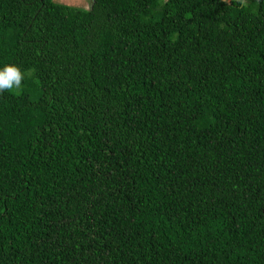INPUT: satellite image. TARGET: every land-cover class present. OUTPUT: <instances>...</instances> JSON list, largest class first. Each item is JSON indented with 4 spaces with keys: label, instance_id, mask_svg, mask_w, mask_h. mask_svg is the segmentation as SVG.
Masks as SVG:
<instances>
[{
    "label": "trees",
    "instance_id": "obj_1",
    "mask_svg": "<svg viewBox=\"0 0 264 264\" xmlns=\"http://www.w3.org/2000/svg\"><path fill=\"white\" fill-rule=\"evenodd\" d=\"M7 64L0 264H264V0H0Z\"/></svg>",
    "mask_w": 264,
    "mask_h": 264
},
{
    "label": "clouds",
    "instance_id": "obj_2",
    "mask_svg": "<svg viewBox=\"0 0 264 264\" xmlns=\"http://www.w3.org/2000/svg\"><path fill=\"white\" fill-rule=\"evenodd\" d=\"M241 5L245 0H240ZM25 78V73L14 64H7L0 68V93L4 91H19L22 88V82Z\"/></svg>",
    "mask_w": 264,
    "mask_h": 264
},
{
    "label": "rangeland",
    "instance_id": "obj_3",
    "mask_svg": "<svg viewBox=\"0 0 264 264\" xmlns=\"http://www.w3.org/2000/svg\"><path fill=\"white\" fill-rule=\"evenodd\" d=\"M57 3L68 5V6H73V7H78L82 9H88L92 3V0H54ZM229 2V0H225ZM248 0H245V3L243 5L247 4Z\"/></svg>",
    "mask_w": 264,
    "mask_h": 264
},
{
    "label": "bare ground",
    "instance_id": "obj_4",
    "mask_svg": "<svg viewBox=\"0 0 264 264\" xmlns=\"http://www.w3.org/2000/svg\"><path fill=\"white\" fill-rule=\"evenodd\" d=\"M240 250V249H239Z\"/></svg>",
    "mask_w": 264,
    "mask_h": 264
}]
</instances>
